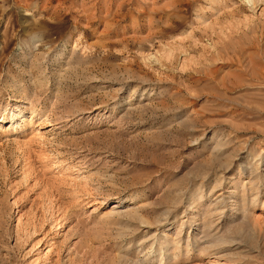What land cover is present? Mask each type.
<instances>
[{"label": "rangeland", "instance_id": "1", "mask_svg": "<svg viewBox=\"0 0 264 264\" xmlns=\"http://www.w3.org/2000/svg\"><path fill=\"white\" fill-rule=\"evenodd\" d=\"M0 264H264V0H0Z\"/></svg>", "mask_w": 264, "mask_h": 264}]
</instances>
